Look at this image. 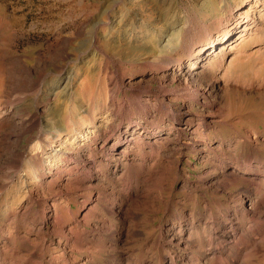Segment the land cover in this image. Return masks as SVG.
<instances>
[{
  "label": "rangeland",
  "instance_id": "1",
  "mask_svg": "<svg viewBox=\"0 0 264 264\" xmlns=\"http://www.w3.org/2000/svg\"><path fill=\"white\" fill-rule=\"evenodd\" d=\"M163 1L165 5L155 10L157 8L153 4L162 3L161 0H0V50L5 53L0 51V54L3 53L6 58L4 61L0 55V91L10 82L5 71L11 60L8 54H16L24 60V75L19 77L26 80L24 91L18 96L24 100L31 115L49 116L55 104L60 112L70 109L75 103L84 104V111L77 116L76 121L66 119L69 128L68 134H61L62 144H55L48 138L49 151L44 153L36 140L22 141L26 148L24 162L33 155L42 164L47 163V160L49 164L50 150L56 153V159L63 155V151H68L69 160L64 159L55 164L58 175L53 173L42 182H37L33 179L32 170L24 167L5 185V167H0V264H169L168 253H164L168 259L159 263L160 251L155 244L161 227L168 240L177 230L173 229L171 218L164 211H151L146 215L141 209L133 219L123 224L119 223L121 214L116 220L107 216L106 212L101 218L94 216L89 225L82 229L94 230L95 233L90 232L84 238L89 239L92 246L97 242L105 244L107 252L103 253H94L92 247H76L67 231L73 225L70 224L71 220L65 224L63 236L57 234L59 222L71 217L69 214L61 215V210L67 205L74 212L85 209L78 216L80 220L93 203L81 208L83 197H76L73 201V195L60 193V189L47 191V184L52 182L57 187H65L73 182L79 169H71L81 168L85 162H90V147L99 150L102 145L100 139L94 137L97 130L111 129L116 133L127 131V134L139 139V143L146 144L145 152L157 151L161 154V160L157 161L154 157L146 158L144 155L136 157L131 152L127 159H133L135 165L177 164L173 172L176 177L173 192L170 191L173 182L170 176H162L163 180H159L163 187L161 203L171 198L178 209H184L186 215L192 209L199 211L208 207L220 212L217 199L229 201L230 196L241 191L242 187H236L229 192L221 184L224 174L231 172L239 177L244 174V170L236 168L234 164V157L243 148L237 144L242 143L241 134L244 131L252 132L257 127L262 132L257 137L252 135L253 140H264V127L261 125L264 121V0ZM160 12H174V17L165 20L160 17ZM105 13H108L109 18ZM106 19L109 24L98 29L97 33L101 40L113 44L112 49L107 48L105 53L116 60L117 55L120 56L118 53L132 47L135 40L144 39L145 34L168 31L169 37L170 34L176 37L180 30L183 47L173 56L175 60L168 63L157 59L154 62L133 61L129 64L119 59L118 64L114 65L111 58L104 60L102 54L95 55L91 50L75 53L76 49L73 48L91 41L93 28ZM175 22L176 27L172 28ZM3 32L15 36L12 45H1V42H5L2 39ZM224 33L227 36L223 39ZM66 38L71 40L70 44H65ZM211 39L218 40L213 47L208 44ZM194 55L198 58L193 60ZM178 60L182 62L180 66ZM20 65L23 64H15V73L20 70ZM121 82L124 86L120 85ZM69 83L71 88L66 101L61 96H49L48 89L55 85L64 88ZM227 85L261 90L259 94L242 98L244 109L234 112L227 110L224 103L226 98L220 86ZM182 87L195 91L189 98L183 99L175 94ZM197 91L199 94L194 97ZM194 98L197 99L193 101ZM6 110L9 116L14 114L13 108L8 105ZM67 110L65 112L70 115L71 109L70 112ZM178 114L181 115L180 121L175 122L173 116ZM90 119H94L95 123L91 124ZM202 119L206 120V127L201 126ZM13 122L10 121L5 127L7 132L19 124L18 117ZM72 128H79V134L66 143ZM136 148V145L133 146L132 151ZM254 148L257 153L262 150L259 146ZM5 157L6 148H0L1 163ZM125 157L127 155L123 159ZM105 158L97 155L96 161ZM142 158L146 159L141 161ZM105 163L109 164L112 171L115 169L114 161ZM48 164H45L46 168ZM136 170L134 168L132 174ZM118 176L121 177L120 174ZM141 176L137 177L141 182L138 186L144 184L147 189L144 193L141 188L138 190L143 195L147 193L145 199L160 196L159 193H149L148 187L153 185L154 180L142 183ZM243 176L253 177L249 174ZM86 180L82 182L87 184L84 182ZM121 180L118 184L109 183L106 186L108 181L100 173L91 178V183H103L107 188L106 193H115L114 198H117L125 193L119 186L124 181ZM29 181L34 186L30 194L25 187ZM238 181L239 178L234 177L231 186ZM205 187H210V190L215 187L218 194L212 199L211 192H203ZM190 191H197L198 198L189 196ZM142 193L135 199H139ZM91 196L94 200L98 193L93 191ZM119 205V200H116L109 208L116 213H123L124 206L119 208ZM43 212L49 217L41 224ZM54 217H57L55 225L52 224ZM103 232L108 236L106 241L103 236H99ZM176 251L180 255V263L185 253L179 249Z\"/></svg>",
  "mask_w": 264,
  "mask_h": 264
},
{
  "label": "bare ground",
  "instance_id": "2",
  "mask_svg": "<svg viewBox=\"0 0 264 264\" xmlns=\"http://www.w3.org/2000/svg\"><path fill=\"white\" fill-rule=\"evenodd\" d=\"M161 2L162 3L153 4L154 7L157 8L155 10L160 9L162 8V6L165 5V2L163 0H161ZM105 11L108 12L111 10L108 11L105 10ZM174 12H166V13L160 12V17L167 20L171 17H174ZM107 14L105 16L109 18V15ZM108 24H109L108 19L102 21L101 23H98L93 28L91 41L88 40L89 42L85 44H81L80 46L77 45L78 47L73 48L76 49L75 53L78 52L82 53L91 50L95 55L102 54L104 56L103 58L104 60L105 58L109 57L108 54L105 52L106 49L109 47L112 49L113 44L111 42H107L106 40H101L98 37V33H97L98 29L100 30L103 27L107 26ZM171 26L172 28L176 27V22L172 23ZM3 33L4 36H2V39L5 42L3 44L1 42V45L2 46L12 45L15 40V36L13 37V35L10 33L8 34L6 32ZM180 34H182V31L180 32V30L178 31L176 37H173V35L171 36V34L169 37L168 31L161 32L159 34H145L144 39L139 41L135 40V44L132 47L126 48V50H124L123 53H118L120 55V56L117 55L118 60L111 57H109V59L111 58V63L114 65L116 63L118 64L119 59L129 64L132 63L133 61H135L136 63L138 61H142L145 63L152 60L154 62L157 59L159 60V62H163V63L174 61L175 58L173 56H175L177 54V51H179V49L183 47ZM223 35H224L223 36L224 39L227 36V33H224ZM70 41L71 40L69 38H66L65 44L68 43L70 44L71 43ZM217 41H218L217 39H211L208 42V44L210 47H213L215 46V44H217ZM126 47H128V45ZM201 50L202 48L198 50V52ZM221 50L222 49H219V51L222 54H224L223 51ZM0 51L4 53V50H0ZM3 53L1 54L3 60L5 61L6 60V58H4L5 53L4 54ZM8 55L11 60L8 61V67H6L7 69L5 71L8 72L7 75L10 78V82L8 81L6 85H4L5 88L0 91V148L3 149L6 148V155H7V158L5 157L6 159L4 158L5 160H3L2 163L0 162V167H5L3 179L5 185H7L10 181L13 180L15 175L19 171L21 172V170H24L25 167L27 170L28 169L32 170L33 179H36L37 182H42L46 177H49L50 174L54 173V175L55 174L58 175L59 172H57L56 170L57 167L55 164L60 161H65L67 159L69 160L70 154L68 151H63V155L61 157L58 156L59 158L56 159L57 157L56 153L50 150L48 155L51 160H49V164H48V160L47 163H45L46 165L48 164V167L46 168L45 164H42V161L40 160L39 163V161H37L33 155L32 156L28 155L30 158L24 162L25 159L24 156L26 155V148L24 147V145H22V141H24V139L29 141L36 140V142L39 143L38 146L42 152L45 153L47 152V150L49 151V149H47L48 146L46 140L48 138H51L53 140L52 141L53 143L55 144L61 143V134H68L69 125L66 123V119L71 118L72 121H76L77 116H79V114H81L84 111V104L83 102H78L75 103L73 106H71L70 115H67V113L65 112L67 109H65L64 112H60V109H58L57 104H55L49 116L41 117L38 114L31 115L30 112L27 111L26 109V103L24 102V100L21 98V96H18L21 92L24 91V83L26 82L24 78L19 77V75H24V60H21L19 56H17L16 54H8ZM198 55H200V52L198 53ZM192 58L194 60V58H198V57L194 55V57ZM222 60L223 57L221 58V61ZM17 62L19 63L21 62V64L23 65H20L19 66L20 70L17 73H15L13 69ZM181 64L182 62L179 61V66ZM31 70L32 68L29 69V71ZM187 77L188 74L185 76V78ZM112 80L113 78L111 79L110 82H112ZM194 81L195 80H193V82ZM70 84L71 83H69V85L67 84L64 88H61V85L59 86L55 85L54 88L48 89L49 96L56 98L61 96L64 98L63 100L66 101L69 95L68 92L70 91L71 88ZM120 85L122 86L123 82H121ZM220 87L224 93V97L226 98V100H224L226 109L234 112L242 111L244 109L242 107L243 106L242 98L246 97L247 95L249 96V94L250 95L254 93L259 94V91L261 90V89L250 90V89H245L243 87L242 89H239V87H235L234 85L233 86L227 85ZM162 91L164 92L165 90ZM192 91L195 90H190L188 88L182 87L176 90L175 94L178 97L187 99L192 95ZM198 94H199L198 91L195 92L194 97L198 96ZM196 99L197 98H194L193 101ZM5 105L6 106L8 105L9 108H13L12 111L14 112V114L12 116L8 115L9 111L6 110ZM113 105H115V102L113 103ZM55 109H57V111H55ZM70 109H68L67 111L70 112ZM16 117H18L19 119V124L18 125L14 124L15 127L16 126L17 127L16 128L14 127L10 132H7L5 130V127L8 124H10L9 123L10 121L13 124L14 118ZM180 117L181 115L179 116V114L178 116L175 115L173 116V120L175 122H179ZM90 123L94 124L95 123L94 119H90ZM200 124L202 127H206L208 125L205 119H202L200 121ZM261 125L264 127V121L263 123H261ZM78 129L72 128L71 131L72 133L68 137L67 139L68 141L66 140V143L70 142L71 138H77L79 134ZM76 130L78 131V133ZM261 132L262 131L258 130L257 127H254L252 129V132L244 131L241 134L242 143H237L239 144V146L243 147L241 149L242 151L239 154H237V156L234 157L235 160L234 164L236 168L243 169L244 170L243 175L249 174V175H253V177L249 178V176L244 177L243 175L239 177L237 174L231 172L226 175L224 174L225 178L223 179L221 184L223 186V189L225 190L229 189L228 191L230 192L233 188L242 187L241 191H238L234 195L230 196L228 198L229 201L217 199V205L220 207V212H216L212 209V207H208L206 210L204 208V210H199V211L192 209V212L186 215L184 213V209L182 207L181 209H178L177 204L171 198L170 200L166 199L164 201V204L161 203V200L163 198V192H162L163 187L161 186L162 182L159 180H163L162 176L164 177L170 176V178H172L173 180V182L170 184V191L173 192L172 186L176 180V177L173 176V172L177 164L172 163L170 165L165 164L163 166H159L153 163L146 166L135 165L133 164V162H135L133 159L131 160L127 159L129 153L131 152L134 153L133 155H135L136 157L140 155H144L146 156V158L154 157L156 158V160L157 159L161 160L159 158L161 154H159L157 151L148 152V153L145 152L144 146H146V144L144 142L139 143L138 141L139 139L127 134V131H119L118 133H116L113 132V130L111 129L109 131L97 130L94 137L99 138L100 141L102 142V145L99 148V150H97V148L93 150V148L90 147L91 148V153L89 152L91 157L90 162L89 161L85 162V164H83L81 168L73 167L71 169V170L79 169V172H77L74 175L75 178L72 179L73 182H71L69 185L65 187L63 186L65 190L64 189L62 190L63 187H57L56 183L54 184L51 182L47 184L48 185L46 188L47 191H52L55 188L60 189L59 191L60 193L64 192L67 195L70 196L73 195L74 196L73 201H75L76 197H80V196L83 197L84 199L81 202L82 204L81 208H85L87 207V205L93 203V205H91L90 208H88L86 213H84L81 216L80 220L78 219V216L85 209L83 210L81 209L82 211L77 210L74 212V210H71L70 208L71 206L67 205V207L64 208L63 211L61 210V215L69 214L71 215V217H67L65 218V220H61L59 222L60 226L58 228L57 234H61L60 236H63L64 231L66 229L65 224L71 220L72 223L70 224L73 225L69 227V229L67 228V231L70 237H72V239L74 240L76 247L77 248L86 247L89 249L92 247L91 249L95 250L94 253H96V251L98 253L99 252L103 253V252H107V250L104 249L105 244H100L97 242L94 243V245L92 246V244H90L89 239L84 238V236L88 235L90 232L92 234L95 233L94 230L86 231V229H82V227H86L87 225H89V221H92L94 216L97 215L99 218H101V216H103L106 212L107 216H109L112 219H115L117 216H120L121 214V216L119 217V221L121 222L119 223L123 224L125 221L133 219L135 214L139 213L140 212L139 210L141 209L144 210V213L146 215L151 211L155 213L164 211L166 212L168 218L169 217L171 218V224L173 229H177V230L175 234H172L171 236L172 239L169 240L165 236L166 233L165 234L163 233L162 227L159 230L160 235L155 242L156 248H158L160 251L158 256L159 263L168 259L164 255V253L166 254L168 253L169 264H264V157H263L264 140H260L259 142L258 141L259 138L258 139L255 138V140L257 139L258 141L257 143L255 142V140H253V136L256 135L258 136L259 133ZM54 138H56V140H54ZM93 141L96 142V139H93ZM135 145L137 146V148L132 151L133 146ZM253 146L254 147L259 146V148L261 147L262 150L259 153H257L258 151ZM97 155L106 156V158L99 159V161L97 162L96 161ZM125 155H127V157H125L126 160H124L125 158L123 159ZM118 156H122V158ZM146 158H142L141 161L145 160ZM111 161L115 162V169L113 171L111 167H109V164L105 163V162L110 163ZM24 164L26 166H24ZM121 165L122 167H120ZM52 167L54 168L56 167V168L53 170ZM119 168L120 170L117 171V169ZM134 168L137 169L136 170L137 172L132 174V170ZM117 172L118 174L121 175L120 178H118L119 176ZM100 173H102L103 177H105L106 180L108 181L105 184L106 186L109 185V183L118 184V182L121 179L124 180L119 186L123 191H125V193L124 192L123 194L119 193L122 196L114 198L115 193L107 194L106 193L107 188L103 183L101 182H96L95 184L91 183V178ZM140 174L142 175L141 179H143L142 183L145 182L148 183L154 180L155 183L153 182V185H150L148 187V189L150 190L149 193H159L160 196H158L157 194L159 198L154 197L151 200L145 199L147 198L146 195L147 193L144 195L143 193L146 191L147 186L144 187V184L142 186H138L139 183H141L140 180L137 178L139 177ZM122 177L125 179H123ZM234 177L239 178L240 181H238V183H235V185L231 186V184L234 183ZM85 179L87 180L84 182L85 183L88 182L87 184H84L82 182V180ZM5 185H3V187ZM25 187L27 188V193L29 194L32 193V191L34 190L32 181L27 182ZM138 188H141L143 190V193L140 192ZM93 191H96L98 193V196L95 197L94 200L92 199L91 196V194H93ZM203 192L205 193L211 192L212 195L210 197L212 199L214 195L218 194L215 187L213 190H210V187L208 189L205 187V190ZM141 193H142L141 197L139 199H135L136 196L138 197L139 194ZM198 194L199 193H197V191H192V192L190 191V194L188 195L193 198L194 197L198 198ZM116 200H119V204H120L118 206L119 208L124 206L123 213H119V212L116 213L112 208L111 209L109 208V206L113 205L116 202ZM140 205L141 207H139ZM195 206H197V204ZM100 210H104V211L101 212ZM48 217L49 216H47L43 212V216H42L43 220L41 224L46 222V219ZM102 221L104 222L103 218ZM52 224L53 225L57 224V217H54L52 219ZM83 232H85V235H83ZM99 236L100 237L103 236L105 241L106 238L108 237L106 235V232L101 233ZM176 249H179L180 251L185 253L183 255V258L180 259V263L178 262L180 255L177 254Z\"/></svg>",
  "mask_w": 264,
  "mask_h": 264
}]
</instances>
